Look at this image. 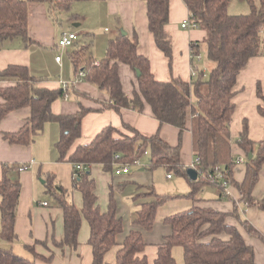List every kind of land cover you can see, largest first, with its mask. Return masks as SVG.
<instances>
[{
  "label": "trees",
  "instance_id": "16d2710c",
  "mask_svg": "<svg viewBox=\"0 0 264 264\" xmlns=\"http://www.w3.org/2000/svg\"><path fill=\"white\" fill-rule=\"evenodd\" d=\"M102 0H0V42L20 39L25 45L31 43L28 36V5L41 3L46 6L47 17L54 25L61 15L70 13L75 2ZM146 5L148 31L157 49L172 61L173 43L170 33L165 30L169 21V0H142ZM231 0H183L189 21L205 32L203 44L207 58L213 64L204 77L202 71L189 83L179 78L168 82L155 80L150 70L149 60L137 52V36L117 35L109 41L105 55L96 61L89 45L78 47L70 54L74 75L79 80L105 91L110 109L120 113L123 109H134L142 113L144 106L151 110L152 117L159 125H169L178 130V143L170 146L159 133L152 136L140 134L134 127L123 125L131 137L112 126L103 128L88 144L78 145L68 155L81 135V121L86 110L80 109L74 115H55L51 105L64 100L69 95L62 87L48 89L39 86L29 70L21 65H8L0 71V82L10 85L0 87V121L9 113L29 109V117L23 127L15 133H3V139L11 146L30 145L42 133L45 124L56 123L60 136L55 144L58 161L71 164L72 189L81 196L82 205L77 209L62 186L48 175L44 181L45 193L56 200L57 208L63 214V237L53 247L76 251L78 234L84 219L88 225V246L91 248V264H106L105 255L116 248L114 264H148L144 255L146 243L138 231H130L123 243L117 246L116 238L123 232V221L117 217V205L110 187L105 212L100 211L95 193V181L91 177L92 166H100L103 172L111 173L116 165L132 163L146 156L143 168L153 170L165 168L167 173L184 178L190 191L185 196L192 206L183 212L169 215L164 224L171 233L157 247L153 264H176L172 255L174 247H181L185 264H255L254 251L248 246L237 228L227 224L229 217L239 220L241 227L264 244V237L248 221H241L236 205L231 213L219 212L203 206L199 198L201 186L212 182L220 174L222 179L234 187L240 201L247 207H255L264 212V195L255 201L252 197L259 173L264 166V138L253 142L249 138L246 119H242L241 130L235 145L244 154L245 173L241 183L232 178L236 164L231 154V121L236 108L237 78L249 60L264 59V41L260 33L264 28V0L255 4L245 0L249 7L247 14L230 15L227 11ZM72 14H70L71 16ZM197 46L191 43V49ZM194 55V54H193ZM129 67L136 76L137 88L129 97L122 89L119 66ZM259 100L257 114L264 119V95L261 84L255 87ZM191 96L195 104L191 103ZM190 115L192 153L199 163L192 166L197 179L191 181L187 169L180 162L182 135L186 130ZM251 159H247L249 155ZM79 166V169L76 167ZM12 167L2 164L0 178V240L9 244L17 239L14 224L20 195V184L12 181L9 173ZM147 200L142 203L132 223L145 231H151L155 224L158 208L164 203L153 188L143 194ZM135 200L140 196L133 197ZM34 245L46 247V242ZM34 245L26 246L33 260L26 259L11 249L0 247V264H35V259L49 261L52 257H42L34 253Z\"/></svg>",
  "mask_w": 264,
  "mask_h": 264
},
{
  "label": "crops",
  "instance_id": "0c3cea01",
  "mask_svg": "<svg viewBox=\"0 0 264 264\" xmlns=\"http://www.w3.org/2000/svg\"><path fill=\"white\" fill-rule=\"evenodd\" d=\"M59 1L66 3L70 0ZM254 2L258 4L259 0H254ZM27 10V28L31 43L25 45L20 39L0 42V71L8 65L25 66L28 68L30 75L39 81V86L44 88L58 89L63 85L60 81H48L52 71L45 60V55L50 54L53 56V54L58 52L68 53L69 51L68 58L70 60L72 51H75L80 46L89 45L93 56L103 58L109 41L119 35L120 30H123L130 39H132L133 35L137 36V52L139 55L149 60L151 73L157 81L168 82L173 78H179L189 83L193 80L192 76L194 72L197 75V71H202L204 77H206L213 67V64L207 58L206 46L203 44L205 32L199 28H181V24L189 20V14L183 0H169V21L165 30L170 33L172 37L173 52L171 62H169L155 46L153 37L148 31L146 5L142 0L75 2L72 5L71 12L65 15L63 14L69 25L67 32L63 33L72 32L77 35V41L73 46L66 49L57 47V39H59L63 33L58 34L54 25L48 19L46 6L41 3H30ZM247 10H249V7L245 0H231L227 8L230 15L245 14ZM70 14L72 15L70 16ZM260 39L261 42L264 41V28L260 33ZM191 43L197 44L194 50L191 49ZM196 56H198L199 59ZM56 57L58 56L55 55V58ZM53 64L55 68L60 67L61 74L62 69L65 68V66L62 65V59H60L59 63L55 61ZM119 78L123 92L130 97L137 88L135 74L129 67L120 65ZM258 82L261 84L262 93L264 95V59L262 57L249 60L245 68L241 71L235 86L236 96L233 99V102L236 104L233 122L236 117L237 121L240 122H242V119H246L249 128V138L253 142H258L264 138V119L256 112V107L260 103L255 95V87ZM67 83V90L70 92V95L64 100L53 102L51 105V112L55 115H74L80 109L86 110V114L81 121V135L79 139L75 141L68 155L71 154L78 145L90 143L106 126H112L125 135L127 134L124 132L123 125L134 127L144 136H152L158 132L161 139L168 145H177L178 130L169 125H159L152 117L151 110L148 106H144L142 113H138L132 108L123 109L118 113L107 106L109 104V98L105 91L99 90L96 86L82 80H74ZM8 85L10 84L0 82V87H6ZM191 103L195 104V98L192 96ZM29 113L28 108H22L9 113L0 121V178L2 174V164H7L12 167V171L9 173L10 179L19 183L21 187L14 224V231L17 235L16 241L18 239L21 241L22 249L31 256L32 260L34 258L26 249V246L34 245L36 241L46 242V247L34 245V253L42 257H49L51 253L52 257L47 262L35 259V264H91L92 253L89 246L91 259L88 250L82 251L84 256L81 258L78 253L80 244L76 251L67 248L59 250L53 247L51 243L52 240L59 242L63 237V214L61 209L57 208V206L51 208L46 203H40L36 192L37 189L34 178L36 164L33 165L32 159L34 153L33 149L37 146L39 141L45 143L46 149L49 148L51 152L49 165L54 166L56 163L65 164L70 169L71 175V164L66 160L61 162L58 161V152L55 148V144L60 136L59 126L56 123L45 124L42 133L38 136L39 140L36 142L34 140L31 146H11L3 139V133L18 132L29 117ZM233 128L231 125V139L238 136L241 126L240 129L236 128L238 131H235ZM231 154L235 162L239 159H244L245 161L244 154L233 143L231 146ZM55 158L57 161H55ZM194 160L195 157L192 153L190 133V115H188L186 130L182 135L180 162L186 168H192ZM21 165H29V170L18 172L16 167ZM32 165L33 167L30 169ZM242 166L244 167L243 171L239 169L235 175L236 179H233L237 183H241L244 178L245 166L243 164ZM235 167L236 164L233 170ZM100 169V166H92L90 169L91 174L92 170H94L93 172L97 180L100 179ZM136 169H138L136 172L130 169L129 174L121 176H115L111 172V177L107 180L111 183L108 187L109 190L110 187L113 190V196L117 205V217L121 218L123 221V232L117 236L116 243L117 246L121 245L130 231L140 232L146 245H152L154 247V252H148L147 246L144 252L148 264H153L157 247L163 243L165 237L170 235L171 229L165 224L163 225L160 222H155L151 231H145L139 226L133 225L132 221L140 205L149 201L143 194L148 192L151 188L155 191L156 171L164 170V172H166V170L163 167L145 170L143 166ZM168 174L169 173L166 172L165 179L171 180V177L169 179L167 178ZM37 178L39 179V177ZM257 184V187L255 186L252 192V197L255 201L261 200L264 195V166L260 170ZM42 185L44 187V181ZM232 188L233 190L230 192L226 190V194H222L221 190L218 188L217 194L219 200L222 199V196L227 195L231 197L232 200L234 197H237V201L243 204L240 201L237 190L234 187ZM126 190L128 191L125 192ZM137 194L140 198L135 200L133 197ZM200 199L204 201L203 206L206 208L228 214L232 212L235 205L234 203L229 209L227 206L221 207L220 202L216 200L210 203V200ZM43 204L46 205L43 206ZM80 208L81 206L77 209ZM250 208H253L254 212L249 215V220L251 221V223H249L264 237V228L261 226L263 224L264 212L257 210L255 207ZM100 211L102 210L100 209ZM102 212H105V210ZM253 218L254 222L251 220ZM227 224L237 228L245 243L253 249L255 264H264V244L258 238L249 235L241 227L239 220L229 217L227 219ZM5 243L7 242L0 240V245L5 246ZM116 248L117 247L113 248L105 255L104 262L106 264L115 263V259L113 263V255L109 253L113 251L115 257ZM11 250L14 251L15 249L12 247Z\"/></svg>",
  "mask_w": 264,
  "mask_h": 264
},
{
  "label": "rangeland",
  "instance_id": "374dc122",
  "mask_svg": "<svg viewBox=\"0 0 264 264\" xmlns=\"http://www.w3.org/2000/svg\"><path fill=\"white\" fill-rule=\"evenodd\" d=\"M248 11L249 10H247V12H245V14L248 13ZM237 15H239V14H237ZM54 27L57 30L58 34H61L63 32H67V30L69 29V25L67 24L66 17L61 15L58 22L54 24ZM58 40L59 39H57L56 44H58ZM68 53H69V51H68ZM68 53L67 52H63V53L58 52L56 54H53V56H51L50 54L45 55V60L49 64V67L52 71L51 76L48 78V81H60V83H62L63 85H67L68 84L67 82H72V81L78 79L76 77V75H73V66L71 64V61L68 58ZM55 55L58 56L60 59H62V65L65 66V68L62 69L61 74H60V70H61L60 67H56L57 68V70H56V68L54 67V64H53V62H55V59H54ZM93 57L96 61H99L100 59H102V57L98 58V56H93ZM72 78H73V80H72ZM231 125H232V128L234 127L233 129L235 131H238V129H240L241 122L237 121V117L234 118V122H233V117H232ZM236 128H238V129H236ZM124 132L127 134V136H129V137L132 136V134L128 131L124 130ZM38 136L36 137V139H34L35 142L39 140ZM235 140H236V137L232 138L231 142L233 144H235ZM31 145H33V144H30V146ZM33 150H34L33 151L34 152L33 153V159H32L33 165L36 164V167H35L36 173L34 172L35 173L34 178H35V184H36V189H37L36 192L38 195V199L40 200V203H46L51 208L56 207V200L54 199V197L52 195L45 193V187H43V185H42L43 181H45L46 176L48 174H50V175L54 176V182L57 185L62 186L64 189H66L68 191V194L70 196V200L74 203L76 208H79L82 205L81 197L76 191L72 190V180H71V175H70V169L65 164H60V163H56L54 166L49 165L50 160H51V152L49 151V148L46 149V145L42 141H39V143L37 144L36 147H34ZM146 160H147L146 156H144L141 159L142 166L145 165ZM55 161H57L56 158H55ZM241 161H242V163H240V164L238 162H236V167L232 172V178L233 179H236L235 175L237 174V171L239 169L242 171L244 169V167L242 166V164L244 165V159H241ZM33 165L30 166V169H32ZM40 167H42V168H40ZM136 168L137 167H131L133 172H136L138 170ZM28 170H29V168H28ZM93 171L94 170H92L91 175L95 180V184H96V188H95L96 190L95 191H96L97 196H98L99 206H100V209L102 211H104V210L106 211L107 204H108V193H109L108 187L111 184L107 180L111 177V175H110V173H103L100 169V171H99L100 179L97 180V178L95 177V173ZM165 175H166V172H164V170L156 171V175H155V176H157L156 181H155L156 182L155 192L159 196L164 198V200H165L164 203L157 210L155 222H158V223L160 222L163 225H164V219L166 217H168L169 215L176 214L178 212L180 213V212L186 211L187 209H189L191 207V203H192L191 200H189L188 198L185 197L190 191V187H189L187 181L184 178L176 176L172 173H170L172 179L167 180V179H165ZM37 177H39V179ZM218 188L219 187L215 186L212 182L204 183L201 186V191H200L198 196H199V198H203L204 200H208V201L210 200V203H212L216 200L217 202H220L221 207L227 206L229 209L235 203V205H237V207H238V213L240 215L241 221H248L251 223V221L249 220V215H250V213L254 212V209L245 207L243 204H241L240 202L237 201V197H234V199L232 200L231 197L224 195V196H222V199L219 200V197L217 194ZM226 190L228 192H230L233 190V188L229 184ZM127 191L128 190H126L125 192H127ZM222 194H224V193H222ZM259 214H261V213H259ZM251 220L254 222V218ZM261 226L264 228V217H263V224ZM87 240H88V227H87V223L83 220L82 221V227L80 229V233L78 236V242L80 244L78 253L80 254V256L82 258L84 256L82 251L88 250L89 254H90V259H91V253H90V249L87 245ZM4 245L5 246L0 245V247H4L6 249H11L13 247L15 249L13 251L14 253L16 252V254H18L19 256L21 255V257L23 256L26 259L28 258L29 260H32L31 256L26 251H24L22 249V244H21V241L19 239L12 244L5 243ZM147 251L148 252L149 251L154 252V247L152 245H148ZM109 254L113 255V263H114L115 257H114L113 251H112V253L110 252ZM172 255L176 261V264H185L184 258H183V251H182L181 247L173 248L172 249Z\"/></svg>",
  "mask_w": 264,
  "mask_h": 264
},
{
  "label": "built area",
  "instance_id": "2783aa9c",
  "mask_svg": "<svg viewBox=\"0 0 264 264\" xmlns=\"http://www.w3.org/2000/svg\"><path fill=\"white\" fill-rule=\"evenodd\" d=\"M181 28L182 29H196L197 26H196V24H194L193 22L188 20V21L183 22L181 24ZM76 41H77V35L75 33H72V32L63 33L61 35V37L59 38V40H58L57 47L60 48V49H66V48H69V47L73 46V44ZM196 57L199 59L198 56H196ZM55 61L57 63H59L60 62V58L56 57ZM194 73H193V76H192L193 78L196 76V73L195 74ZM78 76L79 77H77V78L82 77L83 73H79ZM77 80H79V79H77ZM67 86L68 85H62V88L64 90H67ZM237 162L241 163L242 161H241V159H239V160H237ZM198 163H199L198 159H195L194 162H193L194 165H196ZM193 164H192V166H193ZM141 166H142L141 161L140 160H135L132 163H125V164L116 165L115 168L113 169L112 173L115 176L127 175V174H129L131 167L140 168ZM16 168H17L18 172H22V171L27 170L29 168V165H21V166H17ZM76 168L79 169V166H77ZM170 177H171V175L168 174L167 178L169 179ZM214 182L216 184H219L221 193L226 194L225 192H226V189H227L229 184L222 179V176L220 174H217V176L214 179ZM45 205L46 204H43V206H45Z\"/></svg>",
  "mask_w": 264,
  "mask_h": 264
},
{
  "label": "water",
  "instance_id": "95a60500",
  "mask_svg": "<svg viewBox=\"0 0 264 264\" xmlns=\"http://www.w3.org/2000/svg\"><path fill=\"white\" fill-rule=\"evenodd\" d=\"M120 34L122 36H125L126 33L123 30H120ZM252 155L250 154L247 159H251ZM187 176L191 181H195L197 179V173L195 170H193L192 168H188L187 169Z\"/></svg>",
  "mask_w": 264,
  "mask_h": 264
}]
</instances>
